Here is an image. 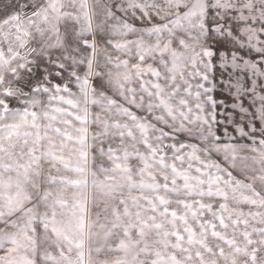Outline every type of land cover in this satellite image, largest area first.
<instances>
[{"label":"snow or ice","instance_id":"1","mask_svg":"<svg viewBox=\"0 0 264 264\" xmlns=\"http://www.w3.org/2000/svg\"><path fill=\"white\" fill-rule=\"evenodd\" d=\"M0 264H264V0H0Z\"/></svg>","mask_w":264,"mask_h":264}]
</instances>
